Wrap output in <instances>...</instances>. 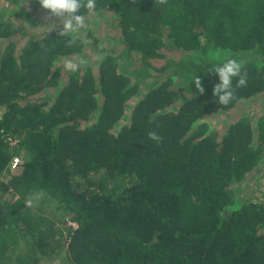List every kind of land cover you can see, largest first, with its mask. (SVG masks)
Here are the masks:
<instances>
[{
	"label": "trees",
	"instance_id": "trees-1",
	"mask_svg": "<svg viewBox=\"0 0 264 264\" xmlns=\"http://www.w3.org/2000/svg\"><path fill=\"white\" fill-rule=\"evenodd\" d=\"M34 9L0 0V264H264V199L234 193L262 162L264 115L207 123L264 96V0H94L84 22L113 26L70 36ZM86 44L96 64L64 69ZM229 57L247 75L225 106Z\"/></svg>",
	"mask_w": 264,
	"mask_h": 264
},
{
	"label": "rangeland",
	"instance_id": "rangeland-1",
	"mask_svg": "<svg viewBox=\"0 0 264 264\" xmlns=\"http://www.w3.org/2000/svg\"><path fill=\"white\" fill-rule=\"evenodd\" d=\"M4 5L6 7V11L12 8L10 3H4ZM39 11L34 9V13L37 12L36 14L46 17V19H48L49 17L48 12H44V11L39 12ZM87 18L89 19V21L85 22V27L98 29L97 32H99L100 30L99 26L103 25L104 21L112 23V26H113V22L115 21V18L110 13L105 14L103 16H101L100 13H91L90 15H88ZM54 21H59V20H54ZM81 31L83 30L81 29L79 32ZM79 32L74 34H79ZM116 44L118 43L112 41L110 44H107V47L116 46ZM95 54L97 53L93 50L92 46H88L86 44L83 51L79 55L74 56L69 61L67 59H69L70 57L65 58L66 60L63 62L64 69L67 68L68 71H70L72 68H76V67H86L87 65L93 66L97 62L96 61L97 57ZM142 80L139 81V90L137 92L136 98L140 97L142 93H144L145 90L153 86L155 82L152 78H142ZM176 81H177V77L175 78V82ZM180 90L184 94L185 88L181 87ZM262 115H264V96L263 97L257 96L254 99H249L248 101L242 102L241 104L235 106L226 113H221V114L217 113L208 116L207 123L209 125V128H211V130L217 131L218 134L221 135L223 132L226 131L227 127L231 123H233L234 121L238 120L241 117H247L250 119L251 122L255 123L256 120ZM124 121H127V119H124ZM12 147L13 146H10L11 150L13 149ZM15 153H18L21 156L22 160L26 159V155L24 154V152H15ZM5 178L6 177L4 176V179ZM234 193L239 194L240 197L244 199L246 198H251L253 200L264 199V153H263L262 162L254 171H252L247 175L244 181L238 184V186L234 189ZM47 204L48 203L43 204L42 206V203L38 202V206H41L42 208H44V210L46 209L47 210L46 214L53 217L54 213L52 212L54 211L53 209L55 208L53 205L50 204H48L49 206L47 207L46 206ZM55 213H56V219H55L56 221L57 217L59 216V211ZM56 228H58V226H56ZM65 231L66 230H64L63 232L64 235L63 238H61L60 242H63L64 238L66 237ZM64 255L65 253L64 251H62L59 258L54 260L52 264H66ZM45 260L47 264L49 259H45Z\"/></svg>",
	"mask_w": 264,
	"mask_h": 264
},
{
	"label": "clouds",
	"instance_id": "clouds-1",
	"mask_svg": "<svg viewBox=\"0 0 264 264\" xmlns=\"http://www.w3.org/2000/svg\"><path fill=\"white\" fill-rule=\"evenodd\" d=\"M41 7L48 11L49 18H54L60 21V26L51 24L49 32L59 31L62 36H70L78 33L85 27V18L80 14L81 8L92 9L94 7V0H39ZM242 60L229 57L222 64L214 68L218 76V82L213 87V96L220 105H228L234 98L233 80H236L237 86H244L246 84V73L243 72ZM200 93L204 92V88L200 79L196 81ZM152 140H159L160 137L156 133H149Z\"/></svg>",
	"mask_w": 264,
	"mask_h": 264
},
{
	"label": "built area",
	"instance_id": "built-area-1",
	"mask_svg": "<svg viewBox=\"0 0 264 264\" xmlns=\"http://www.w3.org/2000/svg\"><path fill=\"white\" fill-rule=\"evenodd\" d=\"M16 143H17V140H13V141H11L10 146H13L12 148H14ZM12 152H11L12 156H11V160H10V165L12 167H14V166H17L18 164H20L22 159L18 153L16 154L14 151H12ZM68 225L72 226L73 229L77 227V225L74 222H68Z\"/></svg>",
	"mask_w": 264,
	"mask_h": 264
}]
</instances>
